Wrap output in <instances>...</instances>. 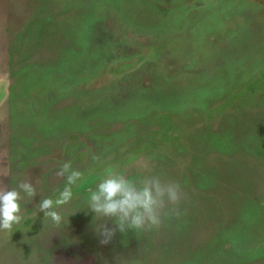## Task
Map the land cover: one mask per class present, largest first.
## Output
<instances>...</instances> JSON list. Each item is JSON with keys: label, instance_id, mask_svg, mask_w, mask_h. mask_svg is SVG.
I'll use <instances>...</instances> for the list:
<instances>
[{"label": "rangeland", "instance_id": "rangeland-1", "mask_svg": "<svg viewBox=\"0 0 264 264\" xmlns=\"http://www.w3.org/2000/svg\"><path fill=\"white\" fill-rule=\"evenodd\" d=\"M111 171L178 182L182 214L101 245ZM23 180L0 264H264V0H0V189Z\"/></svg>", "mask_w": 264, "mask_h": 264}, {"label": "clouds", "instance_id": "clouds-1", "mask_svg": "<svg viewBox=\"0 0 264 264\" xmlns=\"http://www.w3.org/2000/svg\"><path fill=\"white\" fill-rule=\"evenodd\" d=\"M94 159L98 161L100 158L97 156ZM56 175L65 178L63 190L55 200L42 196L36 208L44 213V221L50 219L54 225L60 226L64 217L57 209L72 200L73 186L83 178L84 173L74 169L71 161H66ZM37 195L36 186L28 180L20 181L10 189H0V230H11L14 224H19L23 219L21 201L27 198L31 202ZM184 197L178 182L165 181L157 175L133 180L119 171H111L94 190L89 191L88 209L95 214V220L101 218L103 221L94 228L100 237V244L107 245L117 231L149 232L159 228L164 217L180 216L179 205ZM108 221H112L114 226L109 227ZM115 260L116 264H121L120 256ZM100 264L109 262L100 258Z\"/></svg>", "mask_w": 264, "mask_h": 264}]
</instances>
